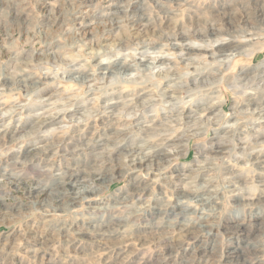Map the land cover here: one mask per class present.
I'll use <instances>...</instances> for the list:
<instances>
[{"label":"clouds","instance_id":"1","mask_svg":"<svg viewBox=\"0 0 264 264\" xmlns=\"http://www.w3.org/2000/svg\"><path fill=\"white\" fill-rule=\"evenodd\" d=\"M0 264H264V0H0Z\"/></svg>","mask_w":264,"mask_h":264}]
</instances>
